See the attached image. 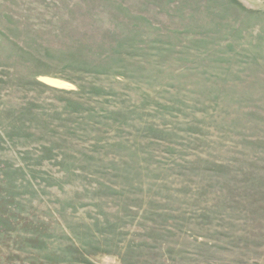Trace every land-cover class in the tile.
Returning <instances> with one entry per match:
<instances>
[{"label":"rangeland","instance_id":"374dc122","mask_svg":"<svg viewBox=\"0 0 264 264\" xmlns=\"http://www.w3.org/2000/svg\"><path fill=\"white\" fill-rule=\"evenodd\" d=\"M0 264H264V0H0Z\"/></svg>","mask_w":264,"mask_h":264}]
</instances>
